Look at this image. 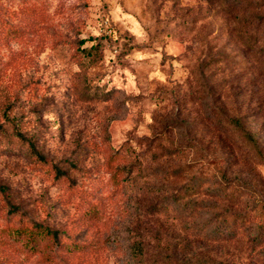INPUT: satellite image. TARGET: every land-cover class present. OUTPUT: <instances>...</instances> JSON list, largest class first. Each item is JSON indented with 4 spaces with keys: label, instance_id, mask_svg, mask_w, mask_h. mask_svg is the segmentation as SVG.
Masks as SVG:
<instances>
[{
    "label": "rangeland",
    "instance_id": "1",
    "mask_svg": "<svg viewBox=\"0 0 264 264\" xmlns=\"http://www.w3.org/2000/svg\"><path fill=\"white\" fill-rule=\"evenodd\" d=\"M247 3L0 0V264H264V23ZM237 177L253 260L215 219L210 238L187 227L242 209L223 199Z\"/></svg>",
    "mask_w": 264,
    "mask_h": 264
},
{
    "label": "trees",
    "instance_id": "2",
    "mask_svg": "<svg viewBox=\"0 0 264 264\" xmlns=\"http://www.w3.org/2000/svg\"><path fill=\"white\" fill-rule=\"evenodd\" d=\"M240 1V0H239ZM244 1V0H241ZM247 5L253 7V23H264V14H261V12L264 9V0H247ZM256 40L253 41V47H256ZM260 49V48H259ZM258 50V48H257ZM259 51H264L263 49H260ZM106 95V94H105ZM97 98H101V94L97 92L95 95ZM224 121H226V125L229 130L234 132L242 141L244 142L245 146L249 149V151L254 153V156L261 157L262 152L260 148L259 141L257 140L256 134L249 131L246 123L243 120V116L238 115L230 118H224ZM125 166H116V168L112 171L111 180L113 184L118 187L122 184L121 181V175H124L125 172ZM222 176L226 177V170L222 171ZM223 189L228 188L227 181H224ZM237 189H233L234 191L229 193L225 192V195H223V199H227L230 206H233L235 203H239L242 205V209H236L235 212L228 211L229 207H226L224 209V212H215L212 217H210L208 220H204L206 222H199L191 219V222L188 224V229L192 231L193 235L196 236H203L210 238L211 234L206 232V228L208 226V222L215 219L216 221V227L217 232L221 238L224 240H242L245 239L246 241V247L245 250L247 252V256L250 257L253 260V201L249 200V196L253 193V184H251L249 181L242 180L237 177ZM252 191V193H250ZM182 199V196H177V201L180 202ZM250 201V202H249ZM244 202H246L247 206H244ZM248 204H252V207H248ZM231 209V208H229ZM91 218L96 217L98 215L97 210H91ZM191 216V214H189ZM45 232L46 236L48 238H51L54 242H58V236L57 233L53 230L40 227H35V229H29L26 231V233L29 235L30 239H34L38 236L39 233ZM264 236V226L261 229V235H257L255 237V243L259 244L261 238ZM244 242V241H243ZM59 243V242H58ZM36 247V245H34ZM208 262V263H207ZM190 264L189 260H186L184 264ZM217 264V263H223L228 264L226 261L217 262V260H212L211 258H199L196 261V264Z\"/></svg>",
    "mask_w": 264,
    "mask_h": 264
}]
</instances>
